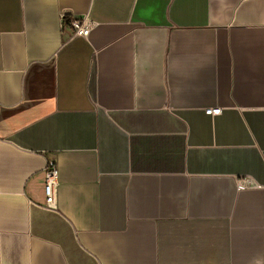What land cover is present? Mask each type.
I'll return each instance as SVG.
<instances>
[{
  "label": "crops",
  "instance_id": "crops-1",
  "mask_svg": "<svg viewBox=\"0 0 264 264\" xmlns=\"http://www.w3.org/2000/svg\"><path fill=\"white\" fill-rule=\"evenodd\" d=\"M0 106V264H264V0H0Z\"/></svg>",
  "mask_w": 264,
  "mask_h": 264
},
{
  "label": "built area",
  "instance_id": "built-area-1",
  "mask_svg": "<svg viewBox=\"0 0 264 264\" xmlns=\"http://www.w3.org/2000/svg\"><path fill=\"white\" fill-rule=\"evenodd\" d=\"M61 21L63 26L68 25L73 30V36H85L87 37L91 31V24L86 16H67L61 14ZM1 109V106H0ZM222 108L220 106L209 107L205 109V112L209 115H217L221 113ZM58 168L54 161H50L47 165L46 170V207L56 208V186L58 182ZM245 183L240 184L239 188H245Z\"/></svg>",
  "mask_w": 264,
  "mask_h": 264
}]
</instances>
